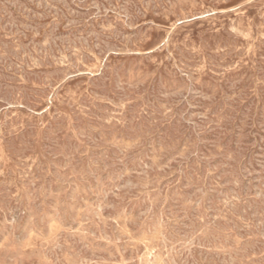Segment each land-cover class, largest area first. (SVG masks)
Wrapping results in <instances>:
<instances>
[{"label": "rangeland", "instance_id": "rangeland-1", "mask_svg": "<svg viewBox=\"0 0 264 264\" xmlns=\"http://www.w3.org/2000/svg\"><path fill=\"white\" fill-rule=\"evenodd\" d=\"M8 1L0 264H264V0Z\"/></svg>", "mask_w": 264, "mask_h": 264}, {"label": "bare ground", "instance_id": "bare-ground-1", "mask_svg": "<svg viewBox=\"0 0 264 264\" xmlns=\"http://www.w3.org/2000/svg\"><path fill=\"white\" fill-rule=\"evenodd\" d=\"M1 1H2V0H1ZM7 1H8V0H7ZM144 1H145V0H144ZM167 1H168V0H167ZM8 2H9V1H8ZM12 2H13V1H12ZM12 2H11V3L9 2V3H10V4H13ZM21 2H22V1H21ZM130 2H131V1H130ZM150 2H151V1H150ZM150 2H149V3H150ZM160 2H161V1H160ZM160 2H159V3H160ZM180 2H181V1H180ZM196 2H197V1H196ZM51 3H52V2H51ZM3 4H5V3H3ZM19 4H20V3H19ZM132 4H133V3H132ZM135 4H136V3H135ZM175 4H176V2H175ZM20 5H21V4H20ZM144 5H145V4H144ZM146 5H148V4H146ZM2 6H3V5H2ZM6 6H7V5H6ZM17 6H18V5H17ZM50 6H51V5H50ZM136 6H137V5H136ZM160 6H161V5H160ZM169 6H170V5H169ZM241 6H242V5H241ZM0 7H1V6H0ZM7 7H8V6H7ZM7 7H6V8H7ZM19 7H20V6H19ZM57 7H58V6H57ZM128 7H129V6H128ZM131 7H132V5H131ZM131 7H130V9H131ZM137 7H138V6H137ZM161 7H162V6H161ZM122 8H123V7H122ZM126 8H127V6H126ZM141 8H142V7H141ZM152 8H153V6H152ZM208 8L210 9V7H208ZM0 9H2V8H0ZM18 9H19V8H18ZM115 9H116V8H115ZM139 9H140V8H139ZM181 9H182V8H181ZM209 9H207V10H209ZM229 9H230V8H229ZM55 10H56V9H55ZM59 10L61 11V9H59ZM124 10H125V9H124ZM128 10H129V9H128ZM210 10H212V9H210ZM222 10H223V9H222ZM3 11H4V10H3ZM8 11H9V10H8ZM116 11H117V10H116ZM118 11H119V9H118ZM133 11H134V9H133ZM138 11H139V10H138ZM140 11H141V10H140ZM168 11H169V10H168ZM213 11H214V9H213ZM217 11H218V10H217ZM122 12H123V11H122ZM122 12H121V13H122ZM211 12H212V11H211ZM5 13H6V12H5ZM61 13H62V12H61ZM142 13H143V12H142ZM158 13H159V12H158ZM170 13H171V12H170ZM7 14H8V13H7ZM56 14H57V13H56ZM119 14H120V13H119ZM129 14H130V12H129ZM139 14H140V13H139ZM153 14H154V12H153ZM178 14H179V13H178ZM199 14H200V13H199ZM201 14H202V13H201ZM209 14H210V13H209ZM144 15H145V14H144ZM156 15H157V14H156ZM171 15H172V14H171ZM188 15H189V14H188ZM194 15H195V14H194ZM3 16H4V15H3ZM59 16H60V15H59ZM127 16H128V15H127ZM189 16H190V15H189ZM195 16H196V15H195ZM201 16H202V15H201ZM203 16H204V15H203ZM144 17H145V16H144ZM64 18H65V17H64ZM185 18H186V17H185ZM194 18H195V17H194ZM130 19H132V18H130ZM137 19H138V18H137ZM182 19H183V18H182ZM118 20H119V19H118ZM127 21H128V20H127ZM150 21H151V20H150ZM180 21H182V20H180ZM263 21H264V20H263ZM53 22H54V21H53ZM53 22H52V23H53ZM107 22H108V21H107ZM128 22H129V21H128ZM170 22H171V21H170ZM182 22H183V21H182ZM117 23H118V22H117ZM126 23H127V22H126ZM126 23H125V24H126ZM132 23H134V21H133ZM141 23H142V22H141ZM143 23H144V22H143ZM139 24H140V23H139ZM139 24H138V25H139ZM150 24H151V23H150ZM178 24H179V23H178ZM53 25H54V24H53ZM56 25H57V24H56ZM141 25H142V24H141ZM157 25H158V24H157ZM161 25H162V24H161ZM113 26H114V25H113ZM255 26H256V25H255ZM221 27H222V26H221ZM106 28H107V27H106ZM110 28H111V27H110ZM127 28H128V27H127ZM130 28H131V27H130ZM130 28H129V29H130ZM140 28H141V27H140ZM145 28H146V27H145ZM107 29H108V28H107ZM117 29H118V28H117ZM138 29H139V28H138ZM51 30H52V28H51ZM143 30H144V29H143ZM145 30H146V29H145ZM169 30H170V29H169ZM230 30H231V29H230ZM86 31H87V30H86ZM106 31H107V30H106ZM170 31H171V30H170ZM216 31H217V30H216ZM228 31H229V30H228ZM242 31H243V30H242ZM35 32H36V31H35ZM87 32H88V31H87ZM114 32H115V31H114ZM136 32H137V31H136ZM139 32H141V31H139ZM139 32H138V33H139ZM203 32H204V31H203ZM85 33H86V32H85ZM198 33H199V32H198ZM204 33H205V32H204ZM46 34H47V33H46ZM52 34H53V33H52ZM170 34H171V33H170ZM227 34H228V33H227ZM86 35H87V34H86ZM199 35H200V34H199ZM237 35H238V34H237ZM44 36H45V35H44ZM48 36H49V35H48ZM50 36H51V35H50ZM80 36H81V35H80ZM139 36H140V34H139ZM147 36H148V35H147ZM219 36H220V35H219ZM239 36H240V35H239ZM78 37H79V36H78ZM85 37H86V36H85ZM203 37H204V36H203ZM45 38H46V37H45ZM52 38H53V37H52ZM76 38H77V37H76ZM245 38H246V37H245ZM90 39H91V38H90ZM134 39H135V38H134ZM164 39H165V38H164ZM42 40H43V39H42ZM54 40H55V39H54ZM81 40H82V38H81ZM87 40H88V38H87ZM182 40H183V39H182ZM203 40H204V39H203ZM218 40H219V39H218ZM232 40H233V38H232ZM234 40H235V39H234ZM48 41H49V40H48ZM76 41H77V40H76ZM135 41H136V40H135ZM163 41H164V40H163ZM189 41H190V40H189ZM213 41L215 42V40H213ZM72 42H74V41H72ZM89 42H90V40H89ZM167 42H168V41H167ZM216 42H217V39H216ZM77 43H78V42H77ZM82 43H83V42H82ZM82 43H81V45H82ZM130 43H133V42H130ZM130 43H129V44H130ZM187 43H188V42H187ZM217 43H218V42H217ZM224 43H225V42H224ZM73 44H74V43H73ZM75 44H76V43H75ZM78 44H79V43H78ZM88 44H89V43H88ZM125 44H126V43H125ZM160 44H161V43H160ZM160 44H159V45H160ZM226 44H227V43H226ZM226 44H225V45H226ZM261 44H262V43H261ZM81 45H80V46H81ZM86 45H87V44H86ZM86 45H85V47H86ZM166 45H167V43H166ZM256 45H258V44H256ZM5 46H6V45H5ZM10 46H12V45H10ZM54 46H55V45H54ZM70 46H71V45H70ZM74 46H75V45H74ZM94 46H95V44H94ZM161 46H162V45H161ZM161 46H160V47H161ZM178 46H179V45H178ZM203 46H204V45H203ZM262 46H263V45H262ZM51 47H52V46H51ZM78 47H79V46H77V48H78ZM82 47H83V46H82ZM85 47H84V48H85ZM92 47H93V46H92ZM92 47H91V48H92ZM125 47H126V46H125ZM256 47H257V46H256ZM4 48H5V47H4ZM8 48H9V47H8ZM8 48H7V49H8ZM13 48H14V46H13ZM39 48H40V47H39ZM43 48H45V47H43ZM43 48H42V49H43ZM49 48H50V47H49ZM71 48H72V47H71ZM89 48H90V47H89ZM89 48H88V49H89ZM95 48H96V47H95ZM177 48H178V47H177ZM192 48H194V47H192ZM243 48H244V47H243ZM2 49H3V48H2ZM7 49H6V50H7ZM42 49H41V51H42ZM130 49H131V48H130ZM133 49H134V48H133ZM151 49H152V48H151ZM155 49H156V48H155ZM211 49H212V48H211ZM239 49H240V48H239ZM259 49H260V47H259ZM4 50H5V49H4ZM50 50H51V49H50ZM62 50H63V49H62ZM66 50H67V49H66ZM92 50H93V49H92ZM127 50H128V49H127ZM220 50H221V49H220ZM229 50H230V49H229ZM229 50H228L227 53H229ZM231 50H232V49H231ZM236 50H237V49H236ZM7 51H8V50H7ZM27 51H28V50H27ZM36 51H37V50H36ZM44 51H45V50H43V52H44ZM46 52H47V50H46ZM97 52H99V51H97ZM138 52H139V51H138ZM182 52H183V51H182ZM213 52H214V51H213ZM240 52H241V51H240ZM28 53H29V52H28ZM30 53H31V52H30ZM30 53H29V54H30ZM32 53H33V52H32ZM35 53H36V52H35ZM40 53H41V52H40ZM76 53H78L77 50H76ZM95 53H96V52H95ZM144 53H145V52H144ZM148 53H149V52H148ZM167 53H168V52H167ZM180 53H181V52H180ZM224 53H225V52H224ZM224 53H223V54H224ZM235 53H236V52H235ZM6 54H7V53H6ZM50 54H51V52H50ZM79 54H81V53H79ZM131 54H132V53H131ZM175 54H176V53H175ZM194 54H195V53H194ZM216 54H217V53H216ZM221 54H222V53H221ZM229 54H230V53H229ZM238 54H239V53H238ZM25 55H26V54H25ZM32 55H33V54H32ZM60 55H61V54H60ZM75 55H76V54H75ZM90 55H91V54H90ZM143 55H144V54H143ZM177 55H178V54H177ZM214 55H215V54H214ZM26 56H27V55H26ZM34 56H35V55H34ZM56 56H57V55H56ZM102 56H104V55H102ZM102 56H101V57H102ZM37 57H38V55H37ZM47 57H48V56H47ZM57 57H58V56H57ZM76 57L78 58L77 55H76ZM90 57H92V56H90ZM99 57H100V55H99ZM101 57H100V58H101ZM183 57H184V56H183ZM206 57H207V56H206ZM218 57H219V56H218ZM220 57H221V56H220ZM222 57H223V55H222ZM28 58L30 59V57H28ZM50 58H52V57H50ZM87 58H88V57H87ZM146 58H147V57H146ZM166 58H167V57H166ZM173 58H174V57H173ZM25 59H27V58H25ZM25 59H24L23 62L26 61ZM34 59H35V58H34ZM38 59H39V58H38ZM42 59H43V58H42ZM210 59H211V58H210ZM220 59H221V58H220ZM39 60H40V59H39ZM53 60H54V59H53ZM58 60H59V59H58ZM63 60H64V58H63ZM85 60H86V59H85ZM85 60H84V61H85ZM101 60H102V59H101ZM103 60H104V59H103ZM103 60H102V61H103ZM167 60H168V58H167ZM260 60H261V59H260ZM21 61H22V60H21ZM28 61H29V60H28ZM33 61H34V60H33ZM41 61H42V60H41ZM82 61H83V60H82ZM86 61H87V60H86ZM91 61H92V59H91ZM175 61H176V60H175ZM256 61H257V60H256ZM262 61H263V60H262ZM100 62H101V61H100ZM224 62H225V61H224ZM26 63H27V62H26ZM68 63H69V61H68ZM174 63H175V62H174ZM174 63H173V64H174ZM183 63H184V62H183ZM186 63H187V62H186ZM207 63H208V62H207ZM225 63H226V62H225ZM227 63H228V62H227ZM258 63H259V62H258ZM28 64H29V63H28ZM30 64H31V63H30ZM30 64H29V65H30ZM115 64H116V63H115ZM187 64H188V63H187ZM190 64H191V63H190ZM209 64H210V63H209ZM231 64H232V63H231ZM254 64H255V63H254ZM33 65H34V64H33ZM44 65H45V64H44ZM66 65H67V64H66ZM120 65H121V64H120ZM179 65H180V64H179ZM40 66H42V65H40ZM113 66H114V65H113ZM116 66H117V65H116ZM176 66H177V65H176ZM184 66H186V65H184ZM227 66H228V65H227ZM229 66H231V65L229 64ZM23 67H24V66H23ZM23 67H22V68H23ZM30 67H31V66H30ZM109 67H110V66H109ZM210 67H211V66H210ZM256 67H257V66H256ZM98 68H99V67H98ZM117 68H118V67H117ZM212 68H213V66H212ZM114 69H115V68H114ZM178 69H179V68H178ZM184 69H185V68H184ZM209 69H210V68H209ZM102 70H103V69H102ZM127 70H128V69H127ZM185 70H187V69H185ZM226 70H227V68H226ZM25 71H26V70H25ZM32 71H33V70H32ZM36 71H37V70H36ZM46 71H47V70H46ZM113 71H114V70H113ZM189 71H190V70H189ZM214 71H216V69H215ZM223 71H224V70H223ZM39 72H40V71H39ZM174 72H175V71H174ZM218 72H219V71H218ZM257 72H258V71H257ZM27 73H28V72H27ZM37 73H38V72H37ZM184 73H185V71H184ZM211 73H212V72H211ZM221 73H222V72H221ZM24 74H25V73H24ZM42 74H45V73H42ZM42 74H41V75H42ZM173 74H175V73H173ZM212 74H213V73H212ZM34 75H35V74H34ZM95 75H96V74H95ZM108 75H109V74H108ZM28 76H29V75H28ZM48 76H49V74H48ZM173 76H174V75H173ZM186 76H187V75H186ZM258 76H259V75H258ZM46 77H47V76H46ZM29 78H30V77H29ZM34 78H35V76H34ZM36 78H37V77H36ZM37 79H38V78H37ZM48 79H49V78H48ZM65 79H66V78H65ZM108 79H109V78H108ZM21 80H22V79H21ZM35 80H36V79H35ZM40 80H41V79H40ZM40 80H39V81H40ZM51 80H52V81H55V80H53V79H51ZM51 80H50V81H51ZM60 80H61V79H60ZM114 80H115V79H114ZM116 80H117V79H116ZM28 81H29V80H28ZM41 81H42V80H41ZM35 82H36V81H35ZM44 82H46V81H44ZM44 82H43V83H44ZM77 82H78V81H77ZM79 82H80V81H79ZM120 82H121V81H120ZM120 82H119V83H120ZM122 82H123V81H122ZM137 82H138V81H137ZM139 82H140V81H139ZM143 82H144V81H143ZM108 83H109V82H108ZM114 83H115V82H114ZM52 84H53V83H52ZM61 84H63V83H61ZM92 84H93V83H92ZM117 84H118V83H117ZM132 84H133V83H132ZM137 84H138V83H137ZM57 85H58V84H57ZM123 86H124V85H123ZM126 86H127V84H126ZM30 87H31V86H30ZM95 87H96V86H95ZM108 87H109V86H108ZM113 87H114V86H113ZM113 87H112V88H113ZM121 87H122V86H121ZM123 88H124V87H123ZM33 89H34V88H33ZM44 89H45V88H44ZM58 89H59V88H58ZM93 89H94V88H93ZM37 90H38V89H37ZM40 90H41V88H40ZM109 90H110V89H109ZM18 91H19V90H18ZM18 91H17V92H18ZM39 92H40V91H39ZM39 92H38V93H39ZM44 92H45V91H44ZM68 92H69V91H68ZM91 92H92V91H91ZM114 92H115V91H114ZM18 93H19V92H18ZM34 93H35V92H34ZM12 94H13V93H12ZM22 94H23V93H22ZM22 94H21V96H23ZM36 94H37V92H36ZM42 94H43V93H42ZM67 94H68V93H67ZM70 94H71V93H70ZM70 94H69V95H70ZM114 94H115V93H114ZM52 95H53V94H52ZM44 96H45V95H44ZM82 96H83V95H82ZM116 96H117V95H116ZM17 97H18V96H17ZM23 97H24V96H23ZM47 97H49V96H47ZM137 97H138V96H137ZM65 98H66V97H65ZM91 98H92V97H91ZM109 98H110V97H109ZM50 99H51V98H50ZM118 99H119V98H118ZM15 100H16V99H15ZM22 100H23V99H22ZM36 100H37V99H36ZM51 100H52V99H51ZM110 100H111V99H110ZM112 100H113V99H112ZM121 100H122V99H121ZM123 100H124V98H123ZM128 101H129V100H128ZM15 102H17V100H16ZM20 102H21V100H20ZM49 102H50V101H49ZM120 102H121V101H120ZM146 102H147V101H146ZM18 103H19V102H18ZM69 103H71V102H69ZM121 103H122V102H121ZM19 104H20V103H19ZM31 104H32V103H31ZM36 104H37V103H36ZM113 104H114V103H113ZM128 104H129V103H128ZM10 105H12V104H10ZM13 105H14V104H13ZM74 105H75V102H74ZM33 106H34V105H33ZM67 106H68V105H67ZM79 106H80V105H79ZM26 107H27V106H26ZM29 107H30V105H29ZM82 107H83V106H82ZM48 108H49V107H48ZM54 109H56V108H54ZM82 109H83V108H82ZM124 109H125V108H124ZM151 109H154V108H151ZM0 110H1V109H0ZM28 110H29V108H28ZM43 110H44V109H43ZM45 110H46V109H45ZM48 110H49V109H48ZM122 110H123V109H122ZM7 111H8V110H7ZM58 111H59V110H58ZM82 111H83V110H82ZM140 111H141V110H140ZM140 111H139V112H140ZM112 112H113V111H112ZM119 112H120V111H119ZM119 112H117V113H119ZM137 112H138V111H137ZM156 112H157V110H156ZM3 113H4V112H3ZM6 113H7V112H6ZM114 113H115V112H114ZM125 113H126V112H125ZM142 113H143V112H142ZM37 114H38V113H37ZM40 114H41V113H40ZM48 114H49V113H48ZM123 114H124V113H123ZM114 115H115V114H114ZM121 115H122V114H121ZM121 115H120V116H121ZM137 115H138V114H137ZM16 116H17V115H16ZM16 116H15V117H16ZM52 116H53V115H52ZM60 116H61V115H60ZM109 116H110V115H109ZM139 116H140V115H139ZM15 117H14V118H15ZM61 117H62V116H61ZM65 117H66V116H65ZM136 117H137V116H136ZM142 117H143V116H142ZM55 118H56V117H55ZM109 118H110V117H109ZM109 118H108V119H109ZM111 118H113V117H111ZM137 118H138V117H137ZM137 118H136V119H137ZM39 119H40V118H39ZM52 119H53V118H52ZM119 119H120V118H119ZM122 119H123V118H122ZM136 119H135V120H136ZM5 120H6V119H5ZM13 120H14V119H13ZM20 120H21V119H20ZM54 120H55V119H54ZM6 121H7V120H6ZM8 121H10V119H9ZM17 121H18V120H17ZM21 121H22V120H21ZM29 121H30V120H29ZM118 121H119V120H118ZM116 122H117V121H116ZM125 122H126V121H125ZM39 123H40V122H39ZM39 123H38V124H39ZM60 123H61V122H60ZM120 123H121V121H120ZM126 123H127V122H126ZM1 124H2V123H1ZM6 124H7V123H6ZM11 124H12V123H11ZM28 124H29V123H28ZM47 124H48V123H47ZM72 124H73V123H72ZM75 124H76V123H75ZM109 124H110V123H109ZM121 124H122V123H121ZM135 124H136V123H135ZM138 124H139V123H138ZM140 124H141V123H140ZM7 125H8V124H7ZM73 125H74V124H73ZM113 125H114V124H113ZM117 125H118V124H117ZM124 125H125V124H124ZM30 126H31V125H30ZM45 126H46V125H45ZM0 127H1V126H0ZM26 127H27V126H26ZM26 127H25V128H26ZM110 127H111V125H110ZM125 127H126V126H125ZM134 127H135V126H134ZM134 127H133V128H134ZM30 128H31V127H30ZM33 128H34V127H33ZM126 128H127V127H126ZM118 129H120V128H118ZM137 129H138V128H137ZM25 130H26V129H25ZM0 131H1V130H0ZM11 131H12V130H11ZM33 131H34V130H33ZM43 131H44V130H43ZM62 131H63V130H62ZM117 131H118V130H117ZM135 131H136V130H135ZM135 131H134V132H135ZM137 131H138V130H137ZM28 132H29V131H28ZM28 132H26L27 135H28ZM34 132H35V131H34ZM56 132H57V131H56ZM111 132H112V129H111ZM71 133H72V132H71ZM113 133H114V132H113ZM142 133H143V132H142ZM4 134H5V133H4ZM20 134H22V133H20ZM139 134H140V133H139ZM2 135H3V134H2ZM15 135H16V134H15ZM15 135H13V136H15ZM30 135H31V134H30ZM56 135H57V134H56ZM129 135H131V134H129ZM22 136H23V135H22ZM67 136H68V135H67ZM72 136H73V134H72ZM132 136H133V135H132ZM137 136H138V135H137ZM2 137H3V136H2ZM20 137H21V136H20ZM28 137H29V136H28ZM74 138H75V137H74ZM80 138H81V137H80ZM138 139H140V138H138ZM9 140H10V139H9ZM9 140H8V141H9ZM21 140H22V139H21ZM25 140H26V139H25ZM30 140H31V139H30ZM10 141H11V140H10ZM10 141H9V142H10ZM34 141H35V139H34ZM6 142H7V140H6ZM14 142H15V141H14ZM22 142H23V141H22ZM32 142H33V141H32ZM139 142H140V141H139ZM139 142H138V143H139ZM7 143H8V142H7ZM26 143H27V141H26ZM29 143H30V142H29ZM23 144H24V143H23ZM13 145H14V144H13ZM17 145H19V144H17ZM25 145H26V144H25ZM7 146H8V145H7ZM130 146H131V145H130ZM17 147H18V146H17ZM24 147H25V146H24ZM14 148H15V147H14ZM125 148H126V147H125ZM31 149H32V148H31ZM10 150H11V149H10ZM19 150H20V147H19ZM19 150H18V152H19ZM16 151H17V150H16ZM29 151H30V150H29ZM16 155H17V154H16ZM33 155H34V154H33ZM14 156H15V155H14ZM22 156H23V154H22ZM36 156H37V155H36ZM42 156H43V155H42ZM156 157H157V156H156ZM30 158H31V157H30ZM18 163H19V162H18ZM87 164H88V163H87ZM2 165H4V164H2ZM6 169H7V168H6ZM20 169H21V168H20ZM27 171H28V170H27ZM75 171H76V170H75ZM19 172H20V171H19ZM9 173H10V172H9ZM12 173H13V172H12ZM29 173H31V172H29ZM10 174H11V173H10ZM27 174H28V173H27ZM31 174H32V173H31ZM27 176H28V175H27ZM78 177H79V176H78ZM24 180H26V179H24ZM22 181H23V180H22ZM22 181H21V183H22ZM2 182H3V181H2ZM26 185H28V184H26ZM0 190H1V189H0ZM16 190H17V189H16ZM103 191H104V190H103ZM25 194H26V193H25ZM54 194H55V192H54ZM1 195H2V194H1ZM51 195H53V192H52ZM19 196H20V195H19ZM230 196H232V195H230ZM236 196H237V195H236ZM20 199H22V197H21ZM231 199H232V198H231ZM233 199H234V197H233ZM224 200H225V199H224ZM242 200H243V199H242ZM261 200H262V199H261ZM261 200H260V201H261ZM230 201H231V200H230ZM251 201H252V200H251ZM227 202H228V201H227ZM235 202H237V201H235ZM235 202H234V203H235ZM232 203H233V202H232ZM237 203H238V202H237ZM245 203H246V202H245ZM224 205H225V204H224ZM87 206H88V205H87ZM225 206H226V205H225ZM92 207H93V205H92ZM223 208H224V207H223ZM228 208H229V207H228ZM230 208H231V207H230ZM88 209H91V208L88 207ZM2 210H3V209H2ZM221 210H222V209H221ZM231 210H232V209H231ZM235 210H236V209H235ZM88 211H90V210H88ZM99 211H100V210H99ZM228 211H229V209H228ZM222 212H224V211H222ZM225 212H226V210H225ZM229 212H230V211H229ZM93 213H94V212H93ZM95 213H96V212H95ZM232 213H233V212H232ZM235 213H236V212H235ZM82 214H83V213H82ZM88 214H89V212H88ZM91 214H92V213H91ZM91 214H90V215H91ZM97 214H98V213H97ZM126 214H127V213H126ZM221 214H222V213H221ZM225 215H226V214H225ZM229 216H230V215H229ZM86 217H87V216H86ZM90 217H91V216H90ZM90 217H89V218H90ZM94 217H95V216H94ZM219 217H220V216H219ZM239 217H240V216H239ZM80 218H82L81 215H80ZM83 218H84V217H83ZM227 218H228V217H227ZM5 219H6V218H5ZM84 219H85V218H84ZM224 219H225V218H224ZM224 219H223V220H224ZM81 220H82V219H81ZM226 221H227V220H226ZM81 222H82V221H81ZM81 222H80V223H81ZM128 222H129V221H128ZM93 223H94V222H93ZM159 224H160V223H159ZM162 224H163V223H162ZM205 225H206V224H205ZM247 225H248V224H247ZM14 226H15V225H14ZM80 226H81V225H80ZM161 226H162V225H161ZM225 226H226V225H225ZM212 227H213V226H212ZM12 228H13V227H12ZM30 228H31V227H30ZM56 228H57V227H56ZM77 228H79V227H77ZM89 228H90V227H89ZM201 229H202V228H201ZM213 229H214V228H213ZM223 229H224V228H223ZM29 230H30V229H29ZM34 230H35V229H34ZM36 230H37V229H36ZM79 230H80V229H79ZM151 230H152V229H151ZM218 230H219V229H218ZM80 231H81V230H80ZM88 231H89V230H88ZM92 231H93V230H92ZM164 231H165V230H164ZM199 231H200V230H199ZM202 231H203V230H202ZM202 231H201V232H202ZM68 232H69V231H68ZM89 232H90V231H89ZM95 232H96V231H95ZM197 232H198V231H197ZM205 232H208V231H205ZM212 232H213V231H212ZM40 233H41V232H40ZM58 233H59V232H58ZM79 233H81V232H79ZM160 233H161V232H160ZM216 233H218V232H216ZM222 233H224V232H222ZM56 234H57V233H56ZM59 234H61V233H59ZM66 234H67V233H66ZM90 234H91V233H90ZM100 234H101V233H100ZM162 234H164V232H162ZM213 234L215 235V233H213ZM69 235H70V234H69ZM207 235H208V234H207ZM214 235H213V236H214ZM100 236H101V235H100ZM161 236H162V235H161ZM196 236H197V235H196ZM203 236H204V235H203ZM217 236H218V235H217ZM59 237H60V236H59ZM65 237H67V236H65ZM68 237H69V236H68ZM72 237H73V235H72ZM162 237H163V236H162ZM164 237H166V236H164ZM192 237H193V236H192ZM200 237H201V236H200ZM220 237H221V236H220ZM224 237H225V236H224ZM51 238H52V237H51ZM54 238H55V237H54ZM73 238H74V237H73ZM103 238H104V237H103ZM57 239H58V238H57ZM100 239H101V238H100ZM106 239H107V238H106ZM131 239H132V238H131ZM133 239H134V238H133ZM149 239H150V237H149ZM166 239H167V238H166ZM203 239H204V238H203ZM72 240H73V239H71V241H72ZM103 240H104V239H103ZM110 240H111V239H110ZM144 240H145V239H144ZM150 240H151V239H150ZM162 240H163V239H162ZM162 240H161V241H162ZM188 240H189V238H188ZM223 240H224V239H223ZM236 240H237V239H236ZM236 240H235V241H236ZM240 240H241V239H240ZM164 241H165V240H164ZM166 241H167V240H166ZM171 241H172V240H170V242H171ZM196 241H197V240H196ZM202 241H203V240H202ZM211 241H212V240H211ZM44 242H45V241H44ZM55 242H56V241H55ZM58 242H59V241H58ZM64 242H65V241H64ZM132 242H133V241H132ZM132 242H131V243H132ZM170 242H169L168 244H170V246H171V243H170ZM208 242H209V241H208ZM214 242H215V241H214ZM220 242H221V241H220ZM220 242H219V243H220ZM45 243H46V242H45ZM52 243H53V242H52ZM117 243H118V242H117ZM161 243L163 244L164 242H161ZM175 243H176V242H175ZM183 243H184V242H183ZM206 243H207V241H206ZM234 243L236 244V242H234ZM238 243H239V242H238ZM39 244H41V243H39ZM63 244H64V243H63ZM109 244H111V243H109ZM168 244H167V245H168ZM200 244H201V242H200ZM202 244H203V243H202ZM43 245H44V244H43ZM43 245H42V246H43ZM49 245H50V244H49ZM55 245H56V244H55ZM65 245H66V244H65ZM65 245H64L63 247H65ZM74 245H75V244H74ZM164 245H165V244H164ZM188 245H189V244H188ZM195 245H196V244H195ZM195 245H194V246H195ZM219 245H220V244H219ZM225 245H226V244H225ZM70 246H71V245H70ZM185 246H187V245H185ZM205 246H206V245H205ZM232 246H233V245H232ZM49 247H50V246H49ZM56 247H57V245H56ZM166 247L169 248L168 246H166ZM188 247H189V246H188ZM197 247H198V246H196L195 248H197ZM208 247H209V245H208ZM213 247H214V246H213ZM46 248H47V247H46ZM46 248H45V250H46ZM50 248H52V247H50ZM50 248H49V249H50ZM146 248H147V247H146ZM164 248H165V246H164ZM177 248H178V247H177ZM177 248H176V249H177ZM183 248H184V246H183ZM211 248H212V247H211ZM222 248H223V247H222ZM226 248H227V247H226ZM49 249H48V250H49ZM55 249H56V248H55ZM55 249H54V250H55ZM61 249H62V248H61ZM69 249H70V248H69ZM169 249H170V248H169ZM213 249H215V248H213ZM220 249H221V248H220ZM42 250H44V248H42ZM50 250H51V249H50ZM56 250H57V249H56ZM71 250H72V249H71ZM135 250H136V249H135ZM178 250H179V248L177 249V251H178ZM215 250H216V249H215ZM227 250H228V249H227ZM231 250H232V248H231ZM231 250H230V251H231ZM236 250H237V249H236ZM238 250H239V249H238ZM240 250H242V249H240ZM249 250H250V249H249ZM51 251H52V250H51ZM59 251H60V250H59ZM61 251H62V250H61ZM72 251H74V250H72ZM150 251H151V250H150ZM152 251H153V249H152ZM163 251H164V250H163ZM181 251H182V250H181ZM234 251H235V250H234ZM55 252H56V251H55ZM70 252H71V251H70ZM169 252H171V250H170ZM173 252H174V251H173ZM193 252H194V251H193ZM50 253H51V252H50ZM67 253H68V252H67ZM121 253H122V251H121ZM141 253H142V251H141ZM147 253H149V252H147ZM186 253H187V252H186ZM222 253H223V252H222ZM234 253H235V252H234ZM244 253H245V252H244ZM122 254H123V253H122ZM167 254H168V253H167ZM176 254H177V253H176ZM249 254H250V253H249ZM146 255H147V254H146ZM153 255H154V254H153ZM174 255H175V254H174ZM234 255H235V254H234ZM250 255H251V254H250ZM252 255H253V254H252ZM252 255H251V256H252ZM139 256H141V255H139ZM156 256H157V255H156ZM164 256H165V255H164ZM169 256H170V255H169ZM177 256H178V255H177ZM237 256H238V255H237ZM244 256L247 257L246 255H244ZM59 257H60V256H59ZM132 257H133V256H132ZM142 257H144V255H143ZM166 257H167V255H166ZM178 257H179V256H178ZM182 257H183V255H182ZM62 258H63V257H62ZM114 258H115V257H114ZM140 258H141V257H140ZM154 258H155V257H154ZM173 258H174V257H173ZM187 258H188V257H187ZM232 258H233V257H232ZM53 259H54V258H53ZM55 259H56V258H55ZM57 259H58V258H57ZM115 259H116V258H115ZM132 259H133V258H132ZM135 259H137V258H135ZM155 259H157V258H155ZM174 259H175V258H174ZM239 259H240V258H239ZM244 259H245V258H244ZM48 260H49V259H48ZM117 260H118V259H117ZM126 260H127V259H126ZM128 260H129V259H128ZM133 260H134V259H133ZM145 260H146V259H145ZM162 260H164V259H162ZM169 260H170V258H169ZM250 260H251V259H250ZM115 261H116V260H115ZM139 261H140V259H139ZM149 261H150V258H149ZM152 261H153V260H152ZM154 261H156V260H154ZM164 261H165V260H164ZM171 261H172V260H171ZM48 262H49V261H48ZM124 262H125V261H124ZM129 262H130V261H129ZM131 262H132V261H131ZM140 262H141V261H140ZM142 262H143V261H142ZM168 262L170 263V261H168ZM172 262H174V261H172ZM178 262H179V261H178ZM238 262H239V261H238ZM240 262H241V261H240ZM39 263H40V262H39ZM39 263H38V264H39ZM58 263H59V262H58ZM58 263H57V264H58ZM63 263H64V262H63ZM65 263H66V262H65ZM114 263H115V262H114ZM149 263H151V262H149ZM162 263H163V262H162ZM52 264H53V263H52ZM59 264H60V263H59ZM78 264H79V263H78ZM131 264H132V263H131ZM154 264H155V262H154ZM166 264H167V263H166ZM174 264H176V263H174ZM241 264H242V263H241ZM244 264H245V263H244Z\"/></svg>", "mask_w": 264, "mask_h": 264}]
</instances>
